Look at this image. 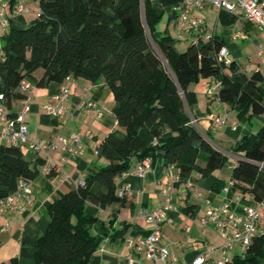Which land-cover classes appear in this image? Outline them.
Returning a JSON list of instances; mask_svg holds the SVG:
<instances>
[{"label":"trees","instance_id":"trees-1","mask_svg":"<svg viewBox=\"0 0 264 264\" xmlns=\"http://www.w3.org/2000/svg\"><path fill=\"white\" fill-rule=\"evenodd\" d=\"M35 1L39 15L26 28L10 27L2 40L0 94L6 107L11 110L23 99L24 81L44 87L70 76L94 85L104 81L116 103L118 129L97 147L108 163L88 173L76 191L62 193L50 204V223L36 243L34 264H89L99 244L92 233L98 218L87 207L125 203L117 179L136 161L149 158L151 149L184 182L193 173L205 178L227 166V156L208 133L191 123L197 95L190 86L214 79L219 100L237 110L241 120L264 114V76L246 74L236 61L220 62L224 41L216 35L177 51L173 37L156 36L162 16L151 0ZM181 2L161 0L163 7ZM9 3L13 8L17 0ZM221 18L225 24L237 20L226 12ZM38 70L43 71L40 79ZM140 129L158 143L148 144ZM236 152L243 156L232 171L233 189L241 192L243 202H250L249 195L251 202L264 204V128L244 136ZM38 175L21 148L0 144V201L16 190L20 179L33 181ZM10 264L19 262L15 258ZM230 264H264V236L255 237Z\"/></svg>","mask_w":264,"mask_h":264},{"label":"crops","instance_id":"crops-1","mask_svg":"<svg viewBox=\"0 0 264 264\" xmlns=\"http://www.w3.org/2000/svg\"><path fill=\"white\" fill-rule=\"evenodd\" d=\"M18 3L30 10L23 16H14V7L11 5L6 10V15L11 21L10 27L16 29L27 26L39 11L38 1L17 0L16 5ZM153 7L162 16L156 27V36L168 34L172 37L170 22L176 20L173 7L161 8L156 4H153ZM196 15L204 18L207 34L223 39L228 59L236 61L248 75L260 72L264 76V66L260 65L258 56L260 52L264 54L262 32L246 21L225 24L221 12L212 7H207L204 12H197ZM165 16L168 21L164 31L160 32L158 27ZM197 36L198 34L194 33L185 35L184 38L188 37L186 39H190L192 43ZM42 76L43 71L39 72L36 78L40 79ZM215 83L217 82L214 79H203L197 85L190 86V90L197 95L193 114L200 129L208 133L212 144L227 156V166L205 178L199 173H193L191 179L184 182L181 181L178 170L174 166L166 167L161 164L156 150L151 149V170L145 177L138 174L141 162L136 161L129 172L117 179L118 191L131 186L125 203L104 209L94 205L87 207V213L98 218L92 233L97 236L99 244L89 264H149L144 253L127 246L125 239L146 238L150 235V226L139 213L141 210L153 212L161 206L167 195L174 210L169 213V221L162 226L163 243L170 246L172 257L177 264L192 263L206 246L215 248L207 264L225 261L226 258L232 260L236 255L244 254L240 245L236 244L233 250L225 255L221 249L224 245L222 234L212 225L203 226L202 220L207 211L215 206L229 202L232 208L239 211L241 204L246 203H240L243 195L232 186L233 168L243 156V153L236 150L244 136L256 135L264 128V114L258 118L245 117L240 120L237 110L208 96L209 88ZM63 87L69 89L68 98L64 103L67 114L61 119H56L49 115L44 107L53 102L51 98ZM88 100L94 101L102 110V117H97L96 110L85 107ZM20 107L21 104L17 101L10 111L16 113ZM115 107L114 95L104 81L94 85L85 79L70 76L68 82H52L44 87H36L29 112L25 116L29 137L45 143L58 136L77 132L84 135L86 149L83 154L69 158L62 153L61 144L58 143L57 149L49 150V155L59 168L47 174L45 169L51 165L47 156L43 153H32L25 146L21 147L25 151V158L37 167L39 175L31 181L32 205L25 211L10 216L8 220H0V264H10L15 258L19 264H34L36 243L50 223V204L62 193L76 191L79 182L83 181L88 173L108 163L97 154V147L109 133L118 129L114 115ZM216 116H226V124L214 126L212 118ZM169 134L167 132L164 136ZM139 135L148 144L154 142L146 129H140ZM246 197L251 201L249 195ZM261 211L264 215V204Z\"/></svg>","mask_w":264,"mask_h":264},{"label":"built area","instance_id":"built-area-1","mask_svg":"<svg viewBox=\"0 0 264 264\" xmlns=\"http://www.w3.org/2000/svg\"><path fill=\"white\" fill-rule=\"evenodd\" d=\"M207 7H212L219 12H226L236 17V22L246 21L251 23L257 30L264 34V0H182L181 3L173 6L177 20V36L183 38L185 35L198 34L194 42L209 40L212 35L207 34V28L202 16H197V12H204ZM10 8L7 0L0 1V57L2 56V40L10 28V18L6 15V10ZM27 9L22 3H18L13 8V15L19 16L27 13ZM39 15V11L38 14ZM227 49L222 48L218 60L229 65L231 60L227 57ZM260 65L264 66V54H258ZM70 81L67 77L64 82ZM218 84H213L208 90V96L219 100L217 95ZM36 85L30 81H24L20 86V92L24 95L20 100L21 107L10 117V110L4 104V97L0 94V144L17 148L27 147L32 153H43L50 162L45 171L51 173L58 164L49 155V150L57 149V144H61V151L67 157H76L84 153L86 146L83 141L84 135L72 132L68 135L58 136L48 142L32 139L28 135V127L25 123V116L29 112L30 103L34 98ZM89 92V90L87 91ZM69 95V89L63 87L61 91L53 96L49 104L44 109L53 118L61 119L67 114V107L64 105ZM87 109L96 110L97 117H102V110L97 104L88 100L85 105ZM214 126H222L227 122L226 116H216L212 118ZM191 123L200 129L198 120L191 116ZM158 141L155 139L153 145ZM98 154V152H97ZM172 167V166H171ZM151 170L149 158L144 159L139 168L138 174L145 177ZM79 185H84L80 181ZM131 186L118 191L120 197H126L130 193ZM32 184L30 180L20 179L16 190L0 201V220L6 219L18 212L25 211L33 203ZM241 198V197H240ZM242 203V200H240ZM263 203H242L240 210L232 208L231 203L226 202L209 209L206 217L202 220V225H212L218 230L224 239L222 251L225 255L233 250L234 245H240L245 253L255 237L264 236V215L261 211ZM174 210V206L167 195L161 206L153 212L141 210L139 216L146 219L150 226L151 233L146 238L125 239L127 246L143 252L149 264H177L173 259L171 248L163 243L162 226L169 221V213ZM8 227V225L6 226ZM215 251L213 246H206L203 252L190 264H207L211 254ZM232 260L226 258L225 261H217L214 264H230Z\"/></svg>","mask_w":264,"mask_h":264},{"label":"rangeland","instance_id":"rangeland-1","mask_svg":"<svg viewBox=\"0 0 264 264\" xmlns=\"http://www.w3.org/2000/svg\"><path fill=\"white\" fill-rule=\"evenodd\" d=\"M152 1V4H156V5H160L161 8L163 7L162 6V3H161V0H151ZM27 10L29 11L30 9L27 8ZM36 14V13H35ZM23 16V15H22ZM167 16H165L161 22V24L159 25L158 27V30L161 32V31H164L165 27H166V24H167ZM31 23V22H30ZM30 23L27 24V26H24L22 28H18V29H23V28H26L30 25ZM17 27H19V24L17 25ZM177 20L173 21V22H170V27H169V30H170V33L172 35V37L176 40V49L177 51L179 52H185L187 50V48L191 45V41L190 39H186V38H178L177 36ZM42 70H38L36 72V75L39 74V72H41ZM198 83H193L192 86H195L197 85ZM194 109V108H193ZM194 111V110H193ZM255 118H258V116H254ZM249 119V118H248ZM147 130V129H146ZM148 131V130H147ZM24 151V150H23ZM25 152V151H24Z\"/></svg>","mask_w":264,"mask_h":264}]
</instances>
